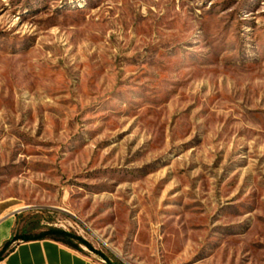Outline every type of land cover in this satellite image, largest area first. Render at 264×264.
<instances>
[{
	"label": "rangeland",
	"instance_id": "rangeland-1",
	"mask_svg": "<svg viewBox=\"0 0 264 264\" xmlns=\"http://www.w3.org/2000/svg\"><path fill=\"white\" fill-rule=\"evenodd\" d=\"M0 201L110 264H264V0H0Z\"/></svg>",
	"mask_w": 264,
	"mask_h": 264
},
{
	"label": "crops",
	"instance_id": "crops-1",
	"mask_svg": "<svg viewBox=\"0 0 264 264\" xmlns=\"http://www.w3.org/2000/svg\"><path fill=\"white\" fill-rule=\"evenodd\" d=\"M19 209L0 201V249L10 241L0 256V264H106L101 258L87 255L78 249L52 239H23L15 235V214ZM17 239L11 240L13 237Z\"/></svg>",
	"mask_w": 264,
	"mask_h": 264
},
{
	"label": "trees",
	"instance_id": "trees-1",
	"mask_svg": "<svg viewBox=\"0 0 264 264\" xmlns=\"http://www.w3.org/2000/svg\"><path fill=\"white\" fill-rule=\"evenodd\" d=\"M23 239H40V238H52L58 241H61L65 244H67L68 246L77 249V244H83L87 247H91L85 240H83L81 237L70 233V232H66L64 230L61 229H57V228H51L48 229L45 232H41L37 235H23L21 236ZM17 239V237H13L11 240ZM10 241L6 242L2 248L0 249V256L2 255V253H4V251L7 249L8 245H9ZM106 264H110L107 261H105Z\"/></svg>",
	"mask_w": 264,
	"mask_h": 264
},
{
	"label": "built area",
	"instance_id": "built-area-1",
	"mask_svg": "<svg viewBox=\"0 0 264 264\" xmlns=\"http://www.w3.org/2000/svg\"><path fill=\"white\" fill-rule=\"evenodd\" d=\"M102 262H104V260H102Z\"/></svg>",
	"mask_w": 264,
	"mask_h": 264
}]
</instances>
